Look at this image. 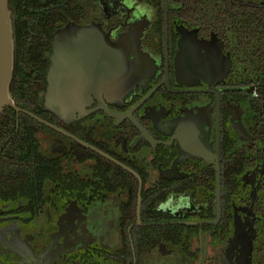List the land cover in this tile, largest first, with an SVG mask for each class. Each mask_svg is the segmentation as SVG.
I'll return each instance as SVG.
<instances>
[{"label": "flooded vegetation", "instance_id": "af4514ba", "mask_svg": "<svg viewBox=\"0 0 264 264\" xmlns=\"http://www.w3.org/2000/svg\"><path fill=\"white\" fill-rule=\"evenodd\" d=\"M10 2L0 264H264V0Z\"/></svg>", "mask_w": 264, "mask_h": 264}, {"label": "water", "instance_id": "95a60500", "mask_svg": "<svg viewBox=\"0 0 264 264\" xmlns=\"http://www.w3.org/2000/svg\"><path fill=\"white\" fill-rule=\"evenodd\" d=\"M17 17L16 9L11 5L10 0H0V115L7 105H12L19 109L13 99L10 91V84L13 78L14 72V56H15V20ZM73 28H64L60 31V34L70 33ZM86 30L81 29L79 31H72L73 33L79 32V34H84ZM63 59H68L65 56ZM53 77V68L49 72V81L47 92L45 95V107L54 109L58 112L67 111L71 104L64 103L60 97H65V95L56 92V87L60 85H52L51 78ZM58 93V94H57ZM60 93V94H59ZM58 97L61 103H55V98Z\"/></svg>", "mask_w": 264, "mask_h": 264}, {"label": "trees", "instance_id": "16d2710c", "mask_svg": "<svg viewBox=\"0 0 264 264\" xmlns=\"http://www.w3.org/2000/svg\"><path fill=\"white\" fill-rule=\"evenodd\" d=\"M260 11L263 12L264 11V7L260 8ZM15 40H16V26H15ZM17 50V40H16V46H15V51ZM15 80V79H14ZM12 94V93H11ZM13 96V95H12Z\"/></svg>", "mask_w": 264, "mask_h": 264}]
</instances>
